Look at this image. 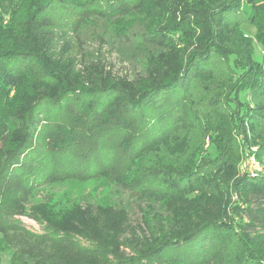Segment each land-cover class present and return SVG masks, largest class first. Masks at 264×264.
<instances>
[{
	"label": "trees",
	"instance_id": "trees-1",
	"mask_svg": "<svg viewBox=\"0 0 264 264\" xmlns=\"http://www.w3.org/2000/svg\"><path fill=\"white\" fill-rule=\"evenodd\" d=\"M50 8L70 16L65 34ZM100 25L88 51L80 32ZM98 144L106 165L87 174ZM256 145L262 163L264 0H0V264H264V175L241 167ZM45 157L80 163L33 171ZM67 181L98 200L32 201Z\"/></svg>",
	"mask_w": 264,
	"mask_h": 264
},
{
	"label": "rangeland",
	"instance_id": "rangeland-1",
	"mask_svg": "<svg viewBox=\"0 0 264 264\" xmlns=\"http://www.w3.org/2000/svg\"><path fill=\"white\" fill-rule=\"evenodd\" d=\"M48 18L50 19L49 21L53 25L56 26V30H57L56 33H59L61 31L62 34L66 33V31L69 28V25L72 22L70 16H68V14L65 11L63 12L58 11L55 8L49 9ZM101 28L102 26L100 25L99 27H91V28H88L87 30L84 29L83 31L80 32L79 39L83 41L82 43H84V46L88 51H95L97 47L99 46V41L96 40V35L98 32L101 31ZM68 36H69L68 39L73 40V42L75 43L73 34H68ZM254 36H255V27L250 26V25L242 26V37L244 39L252 40L255 42ZM254 55L257 60H261L262 58L261 47L255 45ZM106 58H107V62L112 64L115 72H117L119 75L125 74L131 77L137 71V68L132 63H128L127 61L122 62V60H120V58L114 51L109 52ZM125 131L126 130L118 129V131H114V134H108V135L113 136L112 138H110V141H113L119 138L125 133ZM150 133L152 135L153 132L150 131ZM247 134L250 136L248 128H247ZM204 144H205L204 148H207L208 143L206 140ZM245 150L246 151L244 152V155H243V161L241 163V167H243L244 164H246L245 163L246 156L253 154L256 162L259 164V167H260V171L256 173L264 175V161L261 163L257 160V157H256V153L260 154V151H258V146L257 145L256 146H246ZM104 152H105V148H102L100 144H98V146L95 147L94 149H91V148L89 149V154L84 159L87 165V174L88 172L97 171L98 169L106 165L107 156L104 154ZM73 161H74V164L75 162L77 164L80 163V161L76 157H63L62 159H52L49 157H45V159L42 160V163L40 165H38L35 161H32V160L30 161L29 165L33 163V167H31L33 171H36L39 167L41 170L45 169L47 171L51 168L56 167V165L57 166H67ZM247 174L250 175L251 177H254L256 175L255 173L247 172V170H245V175ZM37 187L39 188V191H37V193L34 191L32 195V201L34 202L41 200V199H46V194H54V193L56 194L55 196L56 201H58L60 198H63V194L70 197V199L73 198L74 196H81L83 198L82 200H86L90 202L93 201V198L98 200V198L95 197V195L93 194V188H94L93 182H87L84 184H80L74 181H67V184L61 185V188L60 186H54L52 188H48L47 186L42 185V184H38ZM89 193L91 194L88 195ZM103 197L104 196L101 193L100 199ZM112 198H113V203L123 202L126 205L130 203L129 209H130L131 219L134 222L138 220L137 209L135 208L133 203L130 202L126 194L123 195V193L120 192L117 195L114 194ZM20 220L23 222L24 226L28 230L34 231L37 234L41 233L40 225H38L33 220L28 219L26 217H21ZM60 238H65V237L63 236ZM39 240H40L39 237H34L28 243L39 247V246H42L43 244L42 242H40L41 240L40 241ZM66 241L69 242L67 246L72 250H74V248L76 247L77 249L81 251H85L89 247L88 244H86L84 241H82L79 238L74 237V238L66 239ZM61 247H66V246L61 244V246L58 247L57 249H60Z\"/></svg>",
	"mask_w": 264,
	"mask_h": 264
},
{
	"label": "built area",
	"instance_id": "built-area-1",
	"mask_svg": "<svg viewBox=\"0 0 264 264\" xmlns=\"http://www.w3.org/2000/svg\"><path fill=\"white\" fill-rule=\"evenodd\" d=\"M246 164H244L243 168L247 170V172L255 173L260 171L259 164L256 162L253 154L246 156Z\"/></svg>",
	"mask_w": 264,
	"mask_h": 264
}]
</instances>
